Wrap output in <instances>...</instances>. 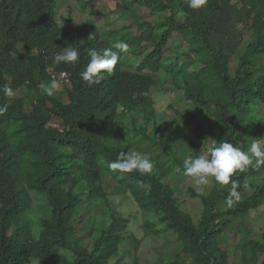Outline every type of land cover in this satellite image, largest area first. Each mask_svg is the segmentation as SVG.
I'll list each match as a JSON object with an SVG mask.
<instances>
[{
  "label": "trees",
  "instance_id": "trees-1",
  "mask_svg": "<svg viewBox=\"0 0 264 264\" xmlns=\"http://www.w3.org/2000/svg\"><path fill=\"white\" fill-rule=\"evenodd\" d=\"M138 2L153 11L177 7L183 19L168 17L167 28L160 32L147 24L138 35L127 38L131 51L141 56L138 68L148 72L123 69L119 58L111 74L105 73L99 83L89 84L80 75L90 59L89 49L99 51L111 47V43L91 26L73 25L70 17L59 25L55 0H0V89L9 85L15 90L25 84L37 86V81H49L47 67L69 75L65 101L45 94L29 110L24 108L22 98L8 97L0 90V108L7 107L0 114V127L2 122L19 121L23 138L17 151L30 156L28 166L20 170L17 153L0 129V264H27L32 258L38 264H105L113 257L126 217L110 209V221L91 249L76 246L71 240V219L81 198L71 185L83 179L89 195L101 194L99 158L103 157L108 164L118 152H125L103 143L117 115V106L129 109L146 106L142 95L157 82L155 73L162 66V48L172 31L181 32L190 44L198 46L202 71L210 77L211 86L225 96V101L217 103L213 111L220 124L214 139L238 145L251 128L250 106L264 103V68L255 65L256 59L264 55V0H207L199 9L190 8L188 0ZM239 24H248L251 36L231 72L230 62L243 41ZM18 43L23 50L15 53ZM64 47L78 50L77 63L54 62L55 55ZM204 87L197 89L193 98L199 105L210 108L211 102L203 96ZM52 118L59 121L62 130L48 124ZM258 128L259 137H263L264 123ZM179 164L183 168V163ZM261 170L264 166L234 175L239 193L253 188L234 207L222 212L215 210L216 201L229 196L228 190L203 199L205 216L198 226L176 206L171 187L153 172L121 174L136 200L161 211L162 220L176 233L182 251L191 255L195 264H231L226 251L218 245L217 236L231 224V216L244 215L261 205L264 184L246 182ZM142 182L150 184L151 190L143 187ZM29 190L43 193L51 207V217L42 221L36 238L21 217L30 202ZM246 245L251 249L249 262L256 263V253H264V243L248 240L242 244L243 249ZM60 249H70L73 257L60 254ZM242 261L248 262L245 251ZM260 264H264V259Z\"/></svg>",
  "mask_w": 264,
  "mask_h": 264
},
{
  "label": "rangeland",
  "instance_id": "rangeland-1",
  "mask_svg": "<svg viewBox=\"0 0 264 264\" xmlns=\"http://www.w3.org/2000/svg\"><path fill=\"white\" fill-rule=\"evenodd\" d=\"M56 21L60 25L67 18L72 24H86L93 27L100 37L111 44L138 35L147 24L153 25L157 32L167 28V18L173 17L181 21L183 13L177 7H168L164 11H153L140 4L138 0H55ZM169 3L170 0H161ZM238 28L243 39L236 55L230 62V71L237 62L243 46L250 40L251 30L248 24H239ZM127 43V42H126ZM198 46L190 44L181 32L172 31L166 45L162 48V66L155 73L157 82L142 96L146 101L143 108L129 109L117 106V115L113 120L107 137L103 143L115 151H140L150 155L155 162L153 173L163 183L171 187L176 206L185 212L195 226L205 216L203 199L214 197L216 193L228 190V186L210 183L204 188L203 194L198 193L192 178L185 175L184 168L179 164L185 155H198L202 142L214 138L219 131V122L214 116L215 105L225 101V96L211 86L210 77L204 74L198 62ZM23 50L17 44L14 50ZM117 50V49H116ZM129 48L120 54L121 67L130 71L139 69L141 56L134 54ZM255 65L264 68V55L259 56ZM37 78V76H36ZM10 81V78L8 77ZM53 80L37 81V86L25 84L13 90L15 95L24 101V108L29 110L37 98L45 94L39 84H51ZM61 87L54 96L66 100L68 83L60 82ZM209 85V86H208ZM201 86L203 96L211 102L210 108L199 105L193 93ZM249 117L251 128L245 132L238 145L246 147L251 139L259 137V125L264 123V103L256 102L250 106ZM53 118L50 122L57 123ZM20 122L9 120L2 122L1 131L5 140L17 153L20 170L28 166L30 156L17 151L23 133ZM67 152V149H63ZM101 171L98 185L99 195L88 193L86 182L80 179L72 184V191L77 193L81 202L74 209L71 224L73 231L71 240L84 249L90 250L93 241L110 221V209L126 217L127 223L122 230L116 251L105 264H171L182 261L195 264L191 255L182 251V243L176 233L166 226L161 211L149 204L136 200L134 193L123 183V175L110 170L103 157L99 158ZM252 185L264 184V170L247 179ZM253 188L240 192V199L229 205L227 199L216 201V212L225 211L248 197ZM30 202L22 214L29 227L32 237H37L42 228V221L51 217V207L43 193L29 190ZM231 224L220 231L217 236L218 245L223 248L231 264H260L264 253L257 252V262H249L250 246L243 249L242 244L248 240L264 243V200L257 208L249 209L244 215L231 216ZM245 251L247 263L242 261ZM58 252L72 258L70 249ZM27 264H38L37 259H30Z\"/></svg>",
  "mask_w": 264,
  "mask_h": 264
},
{
  "label": "clouds",
  "instance_id": "clouds-1",
  "mask_svg": "<svg viewBox=\"0 0 264 264\" xmlns=\"http://www.w3.org/2000/svg\"><path fill=\"white\" fill-rule=\"evenodd\" d=\"M207 3V0H188V6L193 9H199ZM113 49H118L119 52ZM129 45L120 40L111 45V47L96 50L89 49L90 57L84 71L80 73L81 78L89 84L99 83L105 73L111 74L117 65L120 52H127ZM79 60V52L73 47H64V50L54 57V62L75 64ZM67 77V73L61 74ZM61 84L53 80L51 84H39V88L47 96H53L58 91ZM8 97L15 95V92L9 85L0 89ZM7 110V107L0 108V114ZM183 168L185 175L192 178L195 190L203 194L204 188L210 183L219 186H229L227 203L231 205L234 200L240 199L238 181L233 179L236 173H243L249 168L259 169L264 166V141L261 139H251L246 146L234 145L228 141L218 142L214 138H208L202 142V147L198 155H185L183 158ZM108 168L120 173L138 172L141 175H150L155 167V162L150 155L140 151L118 152L116 159L109 161ZM142 186L151 190L150 184L143 183ZM247 187V185H245Z\"/></svg>",
  "mask_w": 264,
  "mask_h": 264
},
{
  "label": "built area",
  "instance_id": "built-area-1",
  "mask_svg": "<svg viewBox=\"0 0 264 264\" xmlns=\"http://www.w3.org/2000/svg\"><path fill=\"white\" fill-rule=\"evenodd\" d=\"M46 72L49 75V77H50L51 80H57L59 82H65V83H68L69 84V75H67L66 78L61 75L62 73H67V72H65V71H55V70H53L50 67H47L46 68ZM51 120H50V122H51ZM50 122L48 123L50 126H53V127L58 128L59 130H62L63 127L59 125V121L57 123H51V124H50Z\"/></svg>",
  "mask_w": 264,
  "mask_h": 264
}]
</instances>
